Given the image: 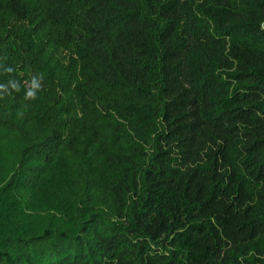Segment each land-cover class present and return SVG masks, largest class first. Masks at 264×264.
Returning a JSON list of instances; mask_svg holds the SVG:
<instances>
[{"label":"trees","instance_id":"obj_1","mask_svg":"<svg viewBox=\"0 0 264 264\" xmlns=\"http://www.w3.org/2000/svg\"><path fill=\"white\" fill-rule=\"evenodd\" d=\"M262 24L0 0V264H264Z\"/></svg>","mask_w":264,"mask_h":264},{"label":"clouds","instance_id":"obj_2","mask_svg":"<svg viewBox=\"0 0 264 264\" xmlns=\"http://www.w3.org/2000/svg\"><path fill=\"white\" fill-rule=\"evenodd\" d=\"M261 28L264 29V24L261 25ZM28 97H31L32 99H36V96L34 95V93L31 90L28 92V96L26 97V99Z\"/></svg>","mask_w":264,"mask_h":264}]
</instances>
